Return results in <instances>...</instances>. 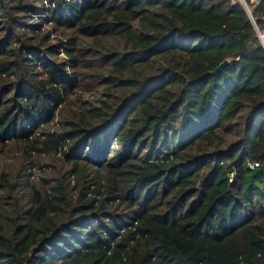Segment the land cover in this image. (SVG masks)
Listing matches in <instances>:
<instances>
[{
  "label": "trees",
  "instance_id": "16d2710c",
  "mask_svg": "<svg viewBox=\"0 0 264 264\" xmlns=\"http://www.w3.org/2000/svg\"><path fill=\"white\" fill-rule=\"evenodd\" d=\"M0 264H264V50L239 2L0 0Z\"/></svg>",
  "mask_w": 264,
  "mask_h": 264
},
{
  "label": "rangeland",
  "instance_id": "374dc122",
  "mask_svg": "<svg viewBox=\"0 0 264 264\" xmlns=\"http://www.w3.org/2000/svg\"><path fill=\"white\" fill-rule=\"evenodd\" d=\"M78 1L82 2L84 0H78ZM72 97L77 102V104H84V105L98 104V101L101 98H105V89L103 86H100L96 90L88 91V92H84L82 90H77L73 94ZM235 122H239L241 124L242 114H240L237 117ZM240 124L239 125L233 124L230 127V129H228L227 131L218 133V139L216 141H219V139H220V142H219L220 147L224 148L225 146H227L228 144H230L231 142H233L237 138L236 132L240 129ZM6 153H8V154H6ZM9 154L10 153L7 150L3 151V153H2V155L4 157V168L5 169H10L11 167H9L8 164H12L14 162L13 158ZM36 163L37 164H35V166H32L30 169V171H32V173H33V176L31 178H33L34 181L39 180L41 178V176H43V174L47 170V168H50L49 165L51 163H55V161L52 160L51 157H49V156L48 157L44 156L42 159H40Z\"/></svg>",
  "mask_w": 264,
  "mask_h": 264
},
{
  "label": "built area",
  "instance_id": "2783aa9c",
  "mask_svg": "<svg viewBox=\"0 0 264 264\" xmlns=\"http://www.w3.org/2000/svg\"><path fill=\"white\" fill-rule=\"evenodd\" d=\"M232 2H239L244 10L246 11L251 23H252V26L254 28V32H255V37L257 38L258 40V43L259 45L263 48L264 50V27H259L256 23V20L255 18L253 17L252 15V9L253 7H255L256 5H258L262 0H231ZM58 155H60L58 153ZM258 163L257 162H250L249 163V166L251 168H254ZM233 173H230V176H232Z\"/></svg>",
  "mask_w": 264,
  "mask_h": 264
},
{
  "label": "water",
  "instance_id": "95a60500",
  "mask_svg": "<svg viewBox=\"0 0 264 264\" xmlns=\"http://www.w3.org/2000/svg\"><path fill=\"white\" fill-rule=\"evenodd\" d=\"M230 63L229 59H224L221 63H219L214 70L210 72V74H217L222 71L223 68L227 67Z\"/></svg>",
  "mask_w": 264,
  "mask_h": 264
}]
</instances>
